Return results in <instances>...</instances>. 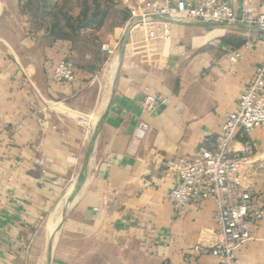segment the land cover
Wrapping results in <instances>:
<instances>
[{"label": "crops", "instance_id": "0c3cea01", "mask_svg": "<svg viewBox=\"0 0 264 264\" xmlns=\"http://www.w3.org/2000/svg\"><path fill=\"white\" fill-rule=\"evenodd\" d=\"M232 8L239 12L240 0ZM150 23L157 40L129 30L116 74L126 23L78 54L71 41L31 29L18 0H0V264H219L194 251L216 242L215 204L175 211L174 167L210 149L237 109L264 33L164 17ZM234 37L241 46L228 42ZM104 44L117 45L112 56ZM62 60L74 67L71 88L52 81ZM148 94L157 99L151 112L143 108ZM248 139L254 155L238 184L264 210V130ZM235 256L237 264H264V216Z\"/></svg>", "mask_w": 264, "mask_h": 264}, {"label": "built area", "instance_id": "2783aa9c", "mask_svg": "<svg viewBox=\"0 0 264 264\" xmlns=\"http://www.w3.org/2000/svg\"><path fill=\"white\" fill-rule=\"evenodd\" d=\"M238 1L121 0V3L128 11L126 24L130 25V30L144 28L146 43L158 38L156 28L150 23L154 17L176 22L245 26L264 33V0H259L263 7L259 12L250 8V0H240L241 9L236 12L232 4ZM116 46L104 44L101 49L112 56ZM74 80L71 61L58 62L52 81L71 88ZM156 105L154 96H145L143 108L146 112L153 111ZM255 129L264 130V52L252 81L239 98L237 109L225 114L218 137L213 142L208 141L210 149L201 150L189 158H179L174 167L177 181L170 199L175 211L182 212L188 205L210 199L215 204L216 242L211 247L198 246L194 251L217 258L219 264H237L235 250L251 238L252 224L264 216V210L253 209L251 191L241 190L238 184L241 168L248 166L254 155L253 144L248 138ZM240 134L246 139L240 150H234L232 144Z\"/></svg>", "mask_w": 264, "mask_h": 264}, {"label": "rangeland", "instance_id": "374dc122", "mask_svg": "<svg viewBox=\"0 0 264 264\" xmlns=\"http://www.w3.org/2000/svg\"><path fill=\"white\" fill-rule=\"evenodd\" d=\"M18 1L23 9H21L22 12L29 18V27L31 29L47 32L52 22L56 19L55 17H59L61 23L55 30L57 38L61 40L69 38L68 40L72 42L78 54L92 53L93 48L104 41L105 35L116 27L115 23L119 22L116 10H119L118 7L120 6L123 7L121 0H95L101 5V10L107 13L106 21L100 28L85 29L81 26L82 22H78L77 18L82 6L87 4L91 7L94 0H51L46 8L44 7L43 0ZM115 1L117 4L114 3ZM114 5L118 6L117 9L112 7ZM67 17L72 18V29L66 25ZM46 27H48L47 30ZM217 34L228 35L225 30H218ZM51 37L55 38L54 36ZM51 231L50 224H48L47 236L51 235ZM40 255L43 261V256L42 254Z\"/></svg>", "mask_w": 264, "mask_h": 264}, {"label": "trees", "instance_id": "16d2710c", "mask_svg": "<svg viewBox=\"0 0 264 264\" xmlns=\"http://www.w3.org/2000/svg\"><path fill=\"white\" fill-rule=\"evenodd\" d=\"M50 1L51 0H43L45 8L47 7V5L49 4ZM91 7L87 4H84L82 6V9H81V11L78 15V18H77L78 22H82L81 26L85 29H94L95 27L100 28L102 25H104V23L106 21L107 13H104L101 10V5L95 0L93 1V5ZM117 7L118 6L115 5L116 9H117ZM118 8H119V10H116V11L118 13L119 22L115 23L114 25L115 26H120V25L123 26L128 20V11L124 7H118ZM55 18L56 19L54 20V22H52L50 27L48 26L49 31H47V32L50 34V36H54L55 39H58L56 34H55V30L59 27L61 22H60L59 17L56 16ZM66 25L70 29L73 28L72 18H70V17L66 18ZM48 27H46V30ZM68 39L69 38H64V40H68ZM58 40H61V39H58ZM228 42H230V44L234 47H239L242 45L241 41L239 39H236L235 37L228 40Z\"/></svg>", "mask_w": 264, "mask_h": 264}, {"label": "water", "instance_id": "95a60500", "mask_svg": "<svg viewBox=\"0 0 264 264\" xmlns=\"http://www.w3.org/2000/svg\"><path fill=\"white\" fill-rule=\"evenodd\" d=\"M199 25L201 27H203V28H235V29L242 30V31H247V32H250V31L262 32L261 30L255 29V28H248V27H245V26H232V25H228V24H204V23H200ZM129 30H130V25L126 24L125 27H124V30H123V35H122L120 43H119V52L120 53H119V60H118V66H117L116 74L118 73V71L120 69V65H121V62H122V55H123L124 45H125L126 38H127ZM99 125H100V123L98 124V126ZM81 177H82V175L79 176V178H78L79 181H80ZM52 237L53 236H51V238L49 240L48 250L50 249V246H51ZM46 264H48V260H47Z\"/></svg>", "mask_w": 264, "mask_h": 264}, {"label": "bare ground", "instance_id": "6f19581e", "mask_svg": "<svg viewBox=\"0 0 264 264\" xmlns=\"http://www.w3.org/2000/svg\"><path fill=\"white\" fill-rule=\"evenodd\" d=\"M53 216H55V215H53ZM57 216H58V215H57ZM60 217H61V216H60ZM58 222H59V217H56L54 220H52V221L50 222V228L52 229L53 232L55 231L56 227H58V226H57Z\"/></svg>", "mask_w": 264, "mask_h": 264}]
</instances>
